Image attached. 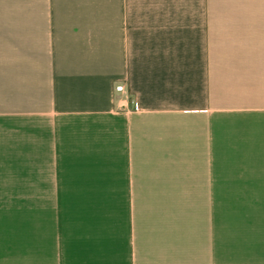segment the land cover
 I'll return each instance as SVG.
<instances>
[{
  "label": "crops",
  "instance_id": "crops-1",
  "mask_svg": "<svg viewBox=\"0 0 264 264\" xmlns=\"http://www.w3.org/2000/svg\"><path fill=\"white\" fill-rule=\"evenodd\" d=\"M221 197L264 198V0H0V264H264Z\"/></svg>",
  "mask_w": 264,
  "mask_h": 264
},
{
  "label": "rangeland",
  "instance_id": "rangeland-1",
  "mask_svg": "<svg viewBox=\"0 0 264 264\" xmlns=\"http://www.w3.org/2000/svg\"><path fill=\"white\" fill-rule=\"evenodd\" d=\"M230 176L228 167H222V179H229ZM219 202L222 223L228 221L241 222L248 217L257 221L260 220L261 216L260 208L264 209V198L221 197Z\"/></svg>",
  "mask_w": 264,
  "mask_h": 264
},
{
  "label": "built area",
  "instance_id": "built-area-1",
  "mask_svg": "<svg viewBox=\"0 0 264 264\" xmlns=\"http://www.w3.org/2000/svg\"><path fill=\"white\" fill-rule=\"evenodd\" d=\"M116 89H117L118 91H122V92L125 91V87H124L123 84H119V85H117Z\"/></svg>",
  "mask_w": 264,
  "mask_h": 264
}]
</instances>
